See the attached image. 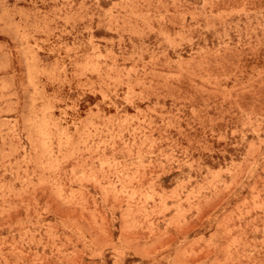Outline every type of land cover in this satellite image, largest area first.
<instances>
[{
  "label": "rangeland",
  "instance_id": "1",
  "mask_svg": "<svg viewBox=\"0 0 264 264\" xmlns=\"http://www.w3.org/2000/svg\"><path fill=\"white\" fill-rule=\"evenodd\" d=\"M0 264H264V0H0Z\"/></svg>",
  "mask_w": 264,
  "mask_h": 264
}]
</instances>
